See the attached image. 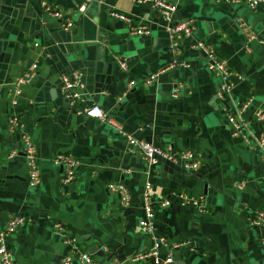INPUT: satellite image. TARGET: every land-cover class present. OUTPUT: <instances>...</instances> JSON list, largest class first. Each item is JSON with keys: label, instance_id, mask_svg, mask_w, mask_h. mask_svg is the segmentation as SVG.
<instances>
[{"label": "crops", "instance_id": "1", "mask_svg": "<svg viewBox=\"0 0 264 264\" xmlns=\"http://www.w3.org/2000/svg\"><path fill=\"white\" fill-rule=\"evenodd\" d=\"M45 1L63 10L71 30L46 15L40 0H0V229L13 215L29 219L8 239L15 264H61L71 254L67 236L99 261L137 264L126 259L150 244L138 227L146 180L154 235L168 244L183 241L175 251L160 249L170 252L172 264H264V228L249 224L252 212L264 211V159L231 133L224 116L236 103L251 99V112L264 102V5L166 0L176 6L171 21L195 24L192 39L172 52L168 22L148 1L93 0L81 13L83 0ZM111 10L146 23L151 33L130 34ZM193 39L227 60L235 75L230 96H220L219 79L206 70L207 57L192 49ZM116 59L125 60L126 71ZM35 62L37 76L13 96V82ZM73 70L82 72L86 93L74 108L60 91V76ZM152 74L154 81L145 83ZM93 104L127 134L199 153L200 166L189 172L161 161L147 174L141 156L127 151L113 127L76 113ZM13 116L35 145L37 188L28 186L23 155L8 156L19 146L17 132L8 129ZM249 127L264 136V121ZM57 153L79 161L75 181L62 183L52 161ZM110 183L129 190L127 207L107 190ZM183 194L202 197L206 211L184 206ZM163 201L169 205L161 207Z\"/></svg>", "mask_w": 264, "mask_h": 264}, {"label": "built area", "instance_id": "2", "mask_svg": "<svg viewBox=\"0 0 264 264\" xmlns=\"http://www.w3.org/2000/svg\"><path fill=\"white\" fill-rule=\"evenodd\" d=\"M93 0H83L78 6L77 11L83 12L88 4ZM156 9L162 17L168 22L167 31L170 36L171 51L176 52L180 49L183 40L192 39L195 24L191 19L183 21H171V14L176 9L174 4L166 0H145ZM221 1V0H220ZM240 2L242 0H223ZM250 7L254 8L257 5L263 4L264 0H246ZM43 12L60 23L63 30H71L72 22L69 17L65 16L63 10L55 5L47 3L45 0H40ZM109 15L124 23L129 33L137 36H147L151 33L150 26L146 23H135L132 17L128 14L117 10H111ZM38 44H35L37 46ZM191 47L194 50L203 53L207 57L206 70L213 76L219 79V94L220 96H230L234 88L235 75L229 69L227 60L213 51L208 45L199 39H193ZM118 66L123 71L127 70L125 60L116 59ZM38 63H33L25 72L19 75L12 84L10 92L13 96H19L23 87L29 85L37 76ZM157 74H152L145 79V83L150 84L154 81ZM133 85V81L130 82ZM180 87H176L172 95L175 97ZM60 91L63 97L68 101L69 106L75 107L77 101H83L85 97L83 75L80 70H73L64 73L60 76ZM16 100L12 99V104ZM251 99L235 104V107L224 111V116L234 136L240 137L249 149L261 153L264 159V136L254 134L250 130V123H259L264 121V102L260 107L250 111ZM76 113L86 117L100 120L102 123L113 127L126 141V149L129 153H137L144 161L146 172L155 168L161 161L179 165L185 171H196L201 163V155L191 150L175 151L172 145L158 146L150 141L127 134L120 123L115 121L110 115L96 104L84 106ZM8 129L12 132H17L19 146L11 149L8 153L9 157L17 156L21 153L25 159L27 169V183L30 188H37L40 184V171L38 166V158L35 145L30 135L24 130L23 125L16 116L10 117L8 120ZM53 163L61 169V181L68 184L75 181L78 177L79 161L68 153H57L53 159ZM109 192L115 193L118 196L119 204L122 207H127L131 202V194L129 190L121 183H110L107 185ZM181 200L184 206L196 208L199 212L206 211V202L202 197L189 195H181ZM141 201L144 214L138 220L139 230L149 236L150 244L141 253L126 259L130 263L137 264H172L173 259L170 252L161 254L160 249L163 246H169L170 251H175L181 247L183 241L168 244L163 237L154 235L155 229V210L153 208L152 184L146 180L141 193ZM169 202L163 201L161 207H167ZM29 219L22 214L11 216L6 225L0 229V264H15L14 255L8 247V239L15 234L20 228L26 225ZM249 224L253 227L264 228V211L256 210L252 212ZM66 243L71 247V254L66 255L61 261V264H73L76 260L78 264H120L119 260L109 258L102 262L97 260L92 254L82 251L78 248L75 240L68 236L65 237ZM264 243V237L261 239Z\"/></svg>", "mask_w": 264, "mask_h": 264}]
</instances>
